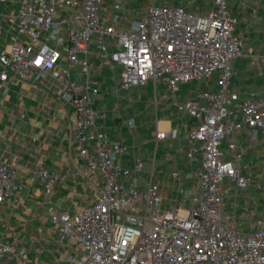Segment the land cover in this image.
Returning a JSON list of instances; mask_svg holds the SVG:
<instances>
[{"label": "built area", "instance_id": "built-area-1", "mask_svg": "<svg viewBox=\"0 0 264 264\" xmlns=\"http://www.w3.org/2000/svg\"><path fill=\"white\" fill-rule=\"evenodd\" d=\"M18 1L16 31L26 41L0 54V88L10 77L29 83L46 71L52 79L65 78L74 111L72 138L79 157L86 162V179L99 182L95 201L79 212L70 214L53 206L47 209L59 233L76 246L75 253L63 257L62 264H264V215L251 223L247 235L237 216L223 215L228 196L222 188L224 179L238 189L253 182L241 175L235 132L246 127L252 139L260 134L264 140V99L250 93L236 108L238 94L231 89L236 75L233 62L247 54L225 0H215L216 9L207 14L182 6L151 5L145 17L129 23L127 29L120 27L116 14L106 15L105 0ZM59 6L70 16L58 18ZM113 9H119V4ZM60 25L67 30L65 55L41 41L43 35L47 41H56ZM92 36L100 48L99 56L121 67L123 90L155 83L165 76L168 91L174 93L180 83L200 82L217 73L218 89L197 93L202 104L188 100L176 105L178 113L194 121L184 136L189 143L188 158L197 152L202 155L200 168L192 172L196 184L186 210L161 212L159 190L151 180L144 190L135 179L124 182L131 173H141L143 163L134 160L130 169L122 167L119 158L127 148L108 141L96 127L103 115L94 108L99 89L90 75L88 46ZM111 43L115 51L110 53ZM75 67L84 77L82 84L70 78L69 69ZM166 137L174 138L175 133L155 135L157 141ZM224 138L228 139L229 160L221 149ZM171 176L176 178L177 174ZM30 179L39 181L46 193L64 181L63 176L41 166ZM24 188L16 181L14 165L1 152L0 203L9 200L21 206ZM2 255L17 264H30L28 254L18 255L0 241Z\"/></svg>", "mask_w": 264, "mask_h": 264}, {"label": "crops", "instance_id": "crops-1", "mask_svg": "<svg viewBox=\"0 0 264 264\" xmlns=\"http://www.w3.org/2000/svg\"><path fill=\"white\" fill-rule=\"evenodd\" d=\"M228 7L236 19L235 31L244 42L245 58L253 62V67L245 68L240 74L233 68L236 75L231 81V89L238 94V108L250 93L256 92L264 99V0H236L229 3ZM18 8V0L0 1V54L26 41L16 31L14 15ZM118 11H121L120 6L117 10H106V15L116 14L122 29H127L129 23L141 20H131L125 14L120 16ZM69 16L70 13L65 9L60 6L57 8L58 18ZM41 41L59 48L65 55L66 27L59 26L56 41H47L46 35ZM108 51H115V45L111 43ZM88 53L92 66L90 75L98 82L99 89L94 108L103 115V119L96 122V127L108 141L127 148L126 153L119 158V164L130 169L134 160L143 163L138 155L139 150L144 146H153L156 152L152 165L158 158L159 167L169 168L170 178L185 193L187 205L173 208L186 210L188 198L194 193L196 184L192 172L200 168L202 155L197 152L191 159L188 158L189 143L184 140V136L194 126V121L184 113H178L176 105L188 100L202 104L197 99V93L203 90L216 91V81L211 88H196L201 81L180 83L178 90L170 93L166 77L162 76L155 83L148 82L123 90L121 67L99 56L100 48L94 36L90 40ZM116 67L119 69L118 79L114 73ZM69 75L80 84L84 82L78 67L69 69ZM128 91L131 97L127 99L121 92ZM69 96L67 80L52 79L50 71L29 83L10 77L0 88V153L4 152L6 161L14 165L16 181L25 185L21 206H14L9 200L0 203V241L18 255L28 254L30 264L32 261H42L45 254L50 258L53 256V264H62L63 257L74 254L68 252L66 242L71 243L51 222L47 209L53 206L62 212L77 213L95 201L99 188V182L93 184L86 179V162L79 157L72 138L74 111ZM158 132H174L175 137L157 141L155 135ZM227 140H222L221 149L226 152L225 159L229 160ZM234 140L241 152L238 163L241 175L251 178L253 182L244 188L247 191L240 196V189L227 179L231 184L230 188L224 189L228 191L227 198L233 189L235 197L230 206L223 205V210H229L228 215L237 216L238 222L241 218L248 221L246 230L240 225L241 230L248 233L252 220L264 215V140L260 134L252 139L251 130L246 127L235 132ZM88 149L90 153L93 152L92 144L88 145ZM40 166L64 177V181L50 193H46L39 181L30 179L31 173ZM172 173H176L177 177L173 178ZM153 174L152 167L149 178L152 182ZM136 175L131 173L124 182L135 179L139 187L141 182ZM149 180H142L141 184L146 187ZM3 260L5 264H17L8 255Z\"/></svg>", "mask_w": 264, "mask_h": 264}, {"label": "rangeland", "instance_id": "rangeland-1", "mask_svg": "<svg viewBox=\"0 0 264 264\" xmlns=\"http://www.w3.org/2000/svg\"><path fill=\"white\" fill-rule=\"evenodd\" d=\"M236 0H225L227 6L229 3H234ZM215 0H105V6H107V10H110L114 7L115 3H118L121 7V11H118V13L121 15L125 14L129 19L131 20H137V19H143L145 15L147 14V10L149 6L155 5H164V6H182L185 7L190 12L196 13V14H207L213 10L216 9L215 6ZM230 8V7H229ZM110 12V11H109ZM236 32V31H235ZM93 37V36H92ZM91 37V38H92ZM246 49H243V52H245ZM247 67H253V62L250 58H245V56L238 57L233 62V68L236 70L237 73H241L245 68ZM119 69L115 68V75L118 79V73ZM217 78V73H215L211 79H205L202 80L200 84L196 85V88H211L215 86V81ZM131 92H121V95H125L127 99L131 97ZM154 151L156 152V149L153 146H144L141 147L139 150V157L143 160V172L138 173L136 176L139 179V181L142 183V180H149L152 167L154 168V174H153V183L157 185L158 187V194L161 199V202L159 204V210L165 211L170 210L173 207L176 206H183L185 207L186 204V198L185 193L181 192L176 185L175 180H172L169 176V168L164 167L160 168L159 164L160 161L158 158L154 160V164L152 165V160L154 156ZM158 153V150H157ZM151 162V163H150ZM139 184L140 188H145L143 184ZM231 184L228 182L227 179H224L222 183V188L227 189L230 188ZM247 190L246 189H240L238 195L245 194ZM235 197L234 189L230 193V197L227 198L226 202L224 203V207L230 206L231 202H233ZM229 210H224L223 215H228ZM256 219L252 220L254 222ZM239 225L243 226L242 229L246 230L248 227V221L241 218L239 219ZM247 235V233H245ZM67 250L70 253H75L76 246L74 244H67ZM6 257L3 256L2 259H0V264H5V261L3 260ZM52 258H50L47 254L44 255L43 260L40 262L32 261V264H53ZM44 261V262H43ZM10 264H14L11 262Z\"/></svg>", "mask_w": 264, "mask_h": 264}]
</instances>
